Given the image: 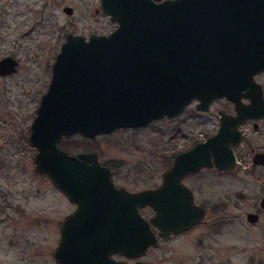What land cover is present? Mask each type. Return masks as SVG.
Here are the masks:
<instances>
[{
  "label": "water",
  "instance_id": "1",
  "mask_svg": "<svg viewBox=\"0 0 264 264\" xmlns=\"http://www.w3.org/2000/svg\"><path fill=\"white\" fill-rule=\"evenodd\" d=\"M100 10L116 26L108 33L68 31L55 55L29 125L32 160L76 205L62 222L56 264H154L109 256L137 258L156 246L150 224L166 238L198 223L205 209L182 179L201 168L234 169L239 124L264 118L262 86L254 78L264 70V0H100ZM17 65L15 57H1L0 75ZM222 97L234 102L235 114L219 111L216 132L176 153L154 188L116 186L96 151L59 146L74 134L92 138L178 116L193 99L206 110ZM252 162L264 165V152ZM146 206L154 210L149 219L139 211ZM259 206L264 210V195ZM246 219L255 223L258 213Z\"/></svg>",
  "mask_w": 264,
  "mask_h": 264
},
{
  "label": "rangeland",
  "instance_id": "2",
  "mask_svg": "<svg viewBox=\"0 0 264 264\" xmlns=\"http://www.w3.org/2000/svg\"><path fill=\"white\" fill-rule=\"evenodd\" d=\"M65 6L72 8L70 14ZM115 26L101 12L100 0H0V58L9 54L18 61L15 72L0 76V264H56L60 221L73 204L35 171L29 125L65 34L108 33ZM257 80L264 85V71ZM219 107L226 106L216 101L208 110H197L190 104L172 118L90 140L74 134L59 146L70 153L96 151L114 182L128 190L153 187L176 153L216 131ZM251 147L264 151V121L258 130L248 125L232 171L210 168L185 180L196 202L205 206V217L147 259L155 264H264V210L259 206L264 166L252 165ZM248 212H258L256 223L246 219ZM143 213L151 215L150 210Z\"/></svg>",
  "mask_w": 264,
  "mask_h": 264
},
{
  "label": "flooded vegetation",
  "instance_id": "3",
  "mask_svg": "<svg viewBox=\"0 0 264 264\" xmlns=\"http://www.w3.org/2000/svg\"><path fill=\"white\" fill-rule=\"evenodd\" d=\"M9 55V54H8ZM6 56V55H5ZM264 70H262L261 72H259V73H257L255 76H254V78H255V80L256 81H258L257 80V77H258V75L260 74V73H262ZM6 75H8V74H6ZM0 76H4V75H0ZM259 82V81H258ZM262 86V95L264 96V85H261ZM242 92H245V89H243L242 90ZM216 101H219V102H221L222 104H224L226 107H219L218 109H217V117H218V120H217V129H218V127H219V124H220V114H219V111H225L226 113H230V114H235V111H234V102H232V101H230V100H228L227 98H225V97H222V98H215V99H213L212 101H211V103H210V105H209V107H208V109L210 108V106L214 103V102H216ZM241 101L243 102V103H249L250 102V100L249 99H247V98H245V97H242L241 98ZM197 103H198V100H196V99H193L186 107H188L190 104H193L194 106H195V108L197 109V110H202V109H199V108H197ZM208 109H206V110H208ZM264 121V118L262 117V118H258V119H245L243 122H241L240 124H239V126H238V128L241 130V132H242V138H241V141L239 142V143H237L236 145H234L233 146V151H234V155H235V157H236V163L238 162V156H237V153H236V148L243 142V140H244V138H245V136H246V134H247V128H248V125L249 126H251L254 130H258L259 129V125H260V123L261 122H263ZM216 129V130H217ZM216 132V131H215ZM215 132H213V133H215ZM212 133V134H213ZM212 134H209V135H207L206 137H208V136H210V135H212ZM205 137V138H206ZM200 141V140H199ZM250 152L252 153V158H253V156H254V154L256 153V152H264L263 150H255L253 147H251L250 148ZM252 158H251V161H252ZM252 165L253 166H264L263 164H253V162H252ZM210 168H215V169H217V170H220V171H232V170H222V169H218V168H216V167H210ZM210 168H201V169H199L198 171H196V172H192V173H189V174H187L183 179H182V183H184L186 186H188L189 187V189L191 190V192H192V195H193V201H194V203L196 204V205H199V206H201V207H203L204 209H205V206L203 205V204H200V203H197L196 202V199H195V194H194V191H193V189L185 182V180L187 179V178H189V177H192V175H194V174H197L198 172H200V171H202V170H207V169H210ZM166 170V169H165ZM164 170V171H165ZM163 171V172H164ZM163 172H161V177H162V173ZM111 177H112V171H111ZM161 177H160V182H161ZM113 180V179H112ZM114 181V180H113ZM160 182L157 184V185H155V186H153V187H147V188H154V187H157L159 184H160ZM115 183V182H114ZM262 184H263V181H262ZM115 185L116 186H122V185H118V184H116L115 183ZM264 186V185H263ZM141 189H143V188H141ZM138 190V189H137ZM140 190V189H139ZM135 191V190H134ZM73 204V209L70 211V212H72L74 209H75V207H76V205L74 204V203H72ZM143 210H150V212H151V215L154 213V210L151 208V207H149V206H146V207H143V208H140L139 209V211H140V213H141V215L145 218V219H149V217L151 216V215H149V216H145L144 215V213H143ZM70 212H68L67 214H69ZM255 213H258V212H255ZM66 214V215H67ZM205 214H206V210H205ZM66 215H64V217L61 219V221H60V226H59V237H60V230H61V226H62V222H63V220L65 219V217H66ZM205 217V216H204ZM204 217L202 218V220H200L198 223H196V224H193L192 226H190L189 228H187V229H184V230H181V231H179V232H177V233H174V232H170V234L168 235V237H166V238H163V237H161L160 235H159V229H158V227L157 226H155V225H153V224H150V228H151V230L154 232V234H155V237H156V239H157V242H158V244L156 245V246H149L148 248H147V250L145 251V253L142 255V256H140V257H137V258H128L127 256H125V255H123V254H120V253H111L110 254V258H112V259H114V260H119V261H125L126 263H132V262H135V261H146V262H153L152 260H150V259H147V256L150 254V253H152V250H156V249H160L162 246H163V244L165 243V242H167V241H171V240H174V239H176L177 237H179V236H181V235H184V234H186V233H188L189 231H191L193 228H195L196 226H198V225H200V223L203 221V219H204ZM258 218H259V214H258ZM258 221V220H257ZM256 221V222H257ZM255 222V223H256ZM59 240V239H58ZM154 263V262H153ZM155 264V263H154Z\"/></svg>",
  "mask_w": 264,
  "mask_h": 264
},
{
  "label": "trees",
  "instance_id": "4",
  "mask_svg": "<svg viewBox=\"0 0 264 264\" xmlns=\"http://www.w3.org/2000/svg\"><path fill=\"white\" fill-rule=\"evenodd\" d=\"M87 140H90V139L87 138Z\"/></svg>",
  "mask_w": 264,
  "mask_h": 264
}]
</instances>
